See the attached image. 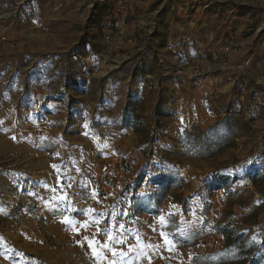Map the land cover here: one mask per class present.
<instances>
[{"label": "rangeland", "instance_id": "374dc122", "mask_svg": "<svg viewBox=\"0 0 264 264\" xmlns=\"http://www.w3.org/2000/svg\"><path fill=\"white\" fill-rule=\"evenodd\" d=\"M118 17L123 19V29L118 27ZM167 18L173 23H166ZM185 19L193 21L188 25L193 26L195 47L207 42L221 50L232 44L237 51L231 57L243 51L242 60L251 58L243 69L229 71L247 72L256 59L264 60V0H0V37H5L0 41V122L8 123L10 115L14 119L24 115L29 122L24 129L19 118L11 129H0V145L30 146L27 135L50 126L43 115L63 109L72 118L81 115L84 120L87 115L92 129L104 128V115L111 114L114 80L125 81L131 72L143 76L152 69L147 57L159 59L167 28ZM127 24L133 25L132 39L125 35ZM32 50L39 56L33 57ZM129 107L122 114L130 117L128 126L141 138L129 154L128 147L114 145L124 179L118 187L114 179L116 195L94 214L101 228L108 229L102 235L111 236L114 230V264H127L133 256L135 262L130 264H190L193 257L223 247L214 228L230 210L238 227L248 228L242 221L256 219L249 235L264 234V144L240 156L227 151L236 144L233 133L239 125L249 134L258 129L257 119L264 121V115H252L244 123L229 117L204 131L191 129L179 143L178 136L163 141L154 131L164 123L154 121L148 126ZM199 169L207 173L206 184L192 182L191 172ZM154 195L160 199L153 208L156 213L144 212ZM167 222L171 237L165 233ZM187 225L195 230L182 236L181 227ZM187 237L192 244L181 245ZM104 238L96 239L97 244ZM73 244L75 251L62 263H39L14 249L9 259L19 264H110L97 254L89 262L84 239L77 238ZM133 245L137 247L128 249ZM116 250L121 251L120 257L115 256Z\"/></svg>", "mask_w": 264, "mask_h": 264}, {"label": "crops", "instance_id": "0c3cea01", "mask_svg": "<svg viewBox=\"0 0 264 264\" xmlns=\"http://www.w3.org/2000/svg\"><path fill=\"white\" fill-rule=\"evenodd\" d=\"M127 7L132 8L131 5ZM122 23L123 19L118 17L117 24L121 29ZM166 23L173 22L167 18ZM181 23L167 28L162 47L158 49L161 52L159 59L146 56V64L152 69L145 75L136 76L131 72L125 81L114 80V90L110 91L109 97L111 114L104 115L107 120L104 128L92 129L88 127L87 115L80 120L81 115L72 118L63 109L53 115H43L50 126L38 127L28 134L30 146L0 145V264H19V261L9 259L13 249L36 257L39 263L53 260L62 263L66 255L75 251L73 240L77 238L84 239L83 251L89 262H93L97 254L114 264V230L110 232L111 236L102 235L108 229L101 228L99 218L94 214L112 202L117 184L124 179L125 173L119 166L121 161L114 145L120 143L122 147H128L129 154L141 138L128 126L130 117L122 114L126 105L132 108V115L139 116L148 126L154 121L164 123L160 130L154 131L160 133L163 141L167 136H178L179 143L191 129L204 131L212 125H221L229 117L244 123L252 115H264V60L256 59L247 72L220 71L210 59L218 49L207 42L201 48L192 45L195 34L193 26L188 24L193 21L185 19ZM132 28L133 25L127 24L125 35L130 39ZM164 45L180 47L186 55L185 61L181 64L172 61ZM116 48L120 47L116 45ZM37 50H32L34 55L28 56H39ZM43 51L46 53L49 49ZM243 54L241 51L238 57L230 56V61L242 63ZM196 62L203 67L211 64V72H204L182 85L174 70L181 68L187 74ZM242 85L243 89H240ZM23 117L15 115L14 119L10 115L8 123L0 122V129H11L13 121L19 118L25 129L29 122ZM257 122L258 129L254 128L249 134L239 125L233 133L236 144L227 151L240 156L246 149L263 148L264 121L257 119ZM75 137H79L78 140ZM190 138L195 140L193 135ZM115 173H118L117 187H110L104 195L91 182L94 177L104 181L106 175ZM206 174L201 169L196 174L191 172L192 182L206 184L203 179ZM245 181L252 183L246 178ZM181 229L182 236L195 230L189 225ZM101 237L105 238L97 244L96 239ZM136 247L128 246V249ZM115 252V256L122 255L119 250ZM135 259V256L127 258L126 263H133Z\"/></svg>", "mask_w": 264, "mask_h": 264}, {"label": "trees", "instance_id": "16d2710c", "mask_svg": "<svg viewBox=\"0 0 264 264\" xmlns=\"http://www.w3.org/2000/svg\"><path fill=\"white\" fill-rule=\"evenodd\" d=\"M227 177H219L218 180L223 182ZM150 203L144 212L154 214L153 208H156L160 199L158 195L149 198ZM241 209H243L241 207ZM247 216V215H246ZM242 225L248 226L238 227L234 222V214L230 210L226 216L215 225L216 234L223 239V247L220 250L210 252L204 255H198L191 259L190 264H264V234L249 235L251 228L256 226V219L243 220ZM165 233L171 237L169 223H166ZM194 235H197L196 233ZM181 245H190L192 242L189 238H184L180 242Z\"/></svg>", "mask_w": 264, "mask_h": 264}, {"label": "built area", "instance_id": "2783aa9c", "mask_svg": "<svg viewBox=\"0 0 264 264\" xmlns=\"http://www.w3.org/2000/svg\"><path fill=\"white\" fill-rule=\"evenodd\" d=\"M0 41H5V37H0ZM166 50L172 61L178 64H181L185 61L186 55L180 47L174 45H167ZM236 51V45L229 44L223 46L221 48V52L224 55L222 56V54L213 53L211 55V64L217 66L218 69L221 71H229L233 70L234 68L243 69L244 67L248 66L251 61V58L249 56L244 59V62L241 65L236 66L230 61V56ZM211 64L207 65L206 67H203L200 62H196L193 64L192 70L187 74L184 73L181 68H176L173 73L174 75L179 76L181 78L179 82L183 85L196 77H200L204 72H211ZM117 174L118 173L106 175L104 181L100 180L98 177H94L91 179V182L96 185L97 189L101 193L106 194L109 188L114 186V179Z\"/></svg>", "mask_w": 264, "mask_h": 264}]
</instances>
